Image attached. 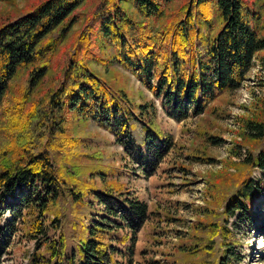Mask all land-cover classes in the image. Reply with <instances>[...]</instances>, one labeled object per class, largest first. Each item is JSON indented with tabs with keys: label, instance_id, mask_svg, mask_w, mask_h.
Returning a JSON list of instances; mask_svg holds the SVG:
<instances>
[{
	"label": "trees",
	"instance_id": "1",
	"mask_svg": "<svg viewBox=\"0 0 264 264\" xmlns=\"http://www.w3.org/2000/svg\"><path fill=\"white\" fill-rule=\"evenodd\" d=\"M88 1L40 0L20 17L0 21V101L20 70H26L29 88L47 73L50 56L62 37L60 34L53 38V34L70 28ZM172 1H92V12L86 19L92 22L89 39L82 36L66 62L64 77L70 71L74 75L69 85L61 84L49 100L58 103L57 110L65 117L76 115L91 120L116 135L125 151L134 146L145 150L147 161H161L173 147L172 138L159 134L153 122L144 118L149 113L154 117L155 101L176 121L198 116L215 99L241 87L255 54L264 49V37H258L250 27L245 16V8H249L243 0H185L166 25L154 30L150 20L162 17L165 6ZM131 9L148 22L136 20ZM97 40L114 48L115 63L135 77L154 101L134 107L123 90L111 87L89 69L85 58L92 54L90 47ZM93 56L87 59L99 60ZM244 127V136L253 139L251 142L264 141V109L247 117ZM14 145L0 154V256L17 225L22 224L23 229L18 230L21 239L34 241L38 251L45 247L50 229L62 222V227L71 228L74 246L69 254L64 252L67 236L62 231L58 240L48 242L46 249L55 264H131L133 239L149 218L148 206L131 200L121 189H106L104 185L97 188L93 181L86 183L65 175L54 167L45 148L34 151ZM230 167L234 174L228 172L227 179L209 183V187L232 191L220 192L219 197L208 200L194 225L195 230L209 235L206 244L201 248L198 241L202 237L194 235L192 244L177 250L191 264H230L227 247L235 246L236 240L226 225L215 222L219 210L224 223L237 213L238 219L250 223L254 200L264 194V182H254L251 177L254 169L264 173V148L257 153L250 150L242 161L231 162ZM89 175L101 176L103 182L111 176L105 172ZM67 200L75 210L72 220L60 210V203ZM93 201L104 207L101 216L94 214ZM6 213L11 217L8 221L4 220ZM48 213L52 220L45 226ZM24 219H28L27 226ZM121 228L130 230L129 239L116 233ZM217 233L222 237L219 256L208 244ZM128 242L123 250L114 245ZM199 253L198 258L192 257ZM116 255L129 259L124 263ZM40 257L42 254H34L32 263Z\"/></svg>",
	"mask_w": 264,
	"mask_h": 264
},
{
	"label": "rangeland",
	"instance_id": "2",
	"mask_svg": "<svg viewBox=\"0 0 264 264\" xmlns=\"http://www.w3.org/2000/svg\"><path fill=\"white\" fill-rule=\"evenodd\" d=\"M38 1L0 0V21L20 17ZM92 1L83 5L82 14L75 18L70 28L61 33L57 30L53 34V38H59L60 34L62 37L56 51L50 56V69L35 82L36 85L34 83L29 88L26 70H20L10 81L0 101V154L13 144L14 147H30L34 151L45 148L54 167L61 169L65 175L77 177L86 183L93 181L97 188L104 185L106 189H121L131 200L145 203L150 213L133 239L131 264H191L190 259L177 251L178 248L192 244L194 235L202 237L198 241L201 248L206 244L209 235L194 229L198 223L197 216H201L200 209L208 200L219 197L220 192L232 191L221 186V189L209 187V183L219 184L221 179L226 178L225 174L235 173L230 167L231 162L242 161L250 150L257 153L264 148L263 139L251 142L253 139L244 136L246 118L256 110L264 109V103L261 102L264 100V49L255 54L241 87L215 99L198 116L189 115L184 120L176 121L168 117L155 101L157 111L154 117L149 113L144 118L153 122L159 134L171 137L173 147L161 161H147L145 150L134 146L125 151L120 138L113 133L98 127L91 120L76 115L65 117L58 112V103L49 102L54 90L63 83L68 86L74 75V71H70L64 77L66 62L79 39L82 36L89 39L87 34L92 22L86 19L92 12ZM184 2L173 0L167 4L162 17L150 20L154 30L166 25ZM243 2L249 8L248 11L245 8V16L250 27L258 37H264L263 1ZM131 12L136 20L148 22L137 15L134 9ZM101 42L97 40L90 47L92 54L86 55L85 62L89 69L99 74L111 87L123 90L134 107L154 101L135 77L115 63L114 48ZM93 55L99 60L87 59L93 58ZM65 119L67 121L64 122ZM211 138H214L213 141ZM234 152L239 153L235 155ZM92 172H105L111 176L103 182L101 176L92 178L89 175ZM251 177L254 182H264V173L257 169L251 171ZM93 205H96L94 214L99 213L101 216L104 207L97 205L96 201H93ZM60 210L72 220L75 210L68 200L60 203ZM221 212L220 209L215 222L218 226L226 225L236 240L235 246L227 247L230 264H264V194L254 200L253 220L250 223L238 219L239 213L224 223ZM10 218L9 213H6L4 220ZM50 220L51 215L45 214V226ZM24 222L27 226L28 219H24ZM19 228H22V224L17 225V230L11 234L0 256V264H55L50 260L46 246L48 242L58 240L61 231L67 236L64 252L69 254L74 246L70 238L71 228L62 227V222L50 229L47 239L45 237V247L38 251L34 241L21 239ZM116 233L128 239L131 234L127 228H121ZM221 241L222 237L217 233L212 243L208 242L216 256L222 254ZM114 245L123 250L129 246V242ZM34 254H42V257L32 263ZM199 255L192 257L198 258ZM120 256L116 255L115 258L124 263L129 259Z\"/></svg>",
	"mask_w": 264,
	"mask_h": 264
}]
</instances>
